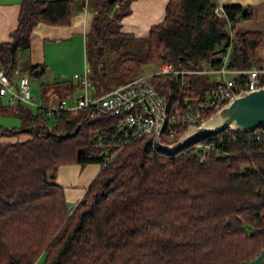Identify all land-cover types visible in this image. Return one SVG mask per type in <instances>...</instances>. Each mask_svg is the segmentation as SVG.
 Here are the masks:
<instances>
[{"label":"trees","instance_id":"16d2710c","mask_svg":"<svg viewBox=\"0 0 264 264\" xmlns=\"http://www.w3.org/2000/svg\"><path fill=\"white\" fill-rule=\"evenodd\" d=\"M91 1L96 12L86 57L98 94L141 76L146 64L171 61L188 70L215 65L213 57L231 43L229 67L261 64L255 51L262 35L233 31L237 21L251 18L250 7L223 6L226 16L219 17L218 0H170L163 22L144 37L146 51L123 53L108 69L105 51L129 36L120 24L134 0ZM21 3L12 40L0 43L8 74L20 53L31 49L38 23L64 26L73 17V0ZM26 71L44 75L45 66ZM148 83L166 99L168 116L185 98L205 102L218 87L211 75L197 73L178 79L156 74ZM41 87L48 100L50 91L77 86L55 80ZM7 103L0 97V113L9 108L21 125H0V136L18 137L0 142V264H38L42 257V264H249L264 251V132L250 140L226 129L178 152H165L148 136L102 145L95 142L97 130L114 128L105 113L82 108L47 115L42 107ZM161 140L172 141L167 130ZM210 140L216 150L199 152L196 145ZM98 162L101 171L70 208L64 187L51 176L60 165Z\"/></svg>","mask_w":264,"mask_h":264},{"label":"built area","instance_id":"2783aa9c","mask_svg":"<svg viewBox=\"0 0 264 264\" xmlns=\"http://www.w3.org/2000/svg\"><path fill=\"white\" fill-rule=\"evenodd\" d=\"M89 0H85V9ZM218 16H226V10L222 5L216 8ZM232 26L231 23H229ZM233 40V39H232ZM230 45L223 48L220 54L213 57L214 62L204 63L200 68L188 70L183 68L181 64L176 65L171 61H165L156 70H153L148 76H140L136 79L123 83L110 89V91L98 94L96 85L93 84L90 76L92 74L91 67L85 66L84 72L74 75V79L78 81L80 96L73 105H69L63 100L57 105L44 104L42 107L46 110L47 115H51L54 110L68 109H88L98 111L111 116L114 120L111 130L108 133H101L98 129L95 142L98 144H115L124 145L130 143L141 136H148L153 142L158 144L157 136L161 133L164 122L163 113L166 116L167 136L172 139L170 144L180 140L182 134L191 126L200 124L207 120L210 112L216 113L221 111L223 106L227 104L237 93L241 91H251L264 86V64L252 65L250 69H240L229 67L231 54ZM206 74L211 75L218 87L212 97L207 101H195L194 103L185 98L182 104L168 116V103L164 97H161L156 88L147 82L144 77H152V75H168L175 79L187 74ZM186 86L183 85L181 93H185ZM0 97L6 99L10 103H26L37 106L35 97L30 87L29 76L22 73L19 67L15 68L12 74H8L6 68L0 61ZM160 105L158 109L156 102ZM37 107V108H39ZM111 127V125H110ZM184 128L180 135L179 130ZM162 132V133H163ZM264 132V128H257L252 132H242L244 137L250 140L259 139L260 134ZM161 133V137H162ZM178 137V138H177ZM163 142V140H162ZM196 148L203 149V152L210 153L216 150L213 140L207 142H199ZM205 160V156L201 158Z\"/></svg>","mask_w":264,"mask_h":264},{"label":"crops","instance_id":"0c3cea01","mask_svg":"<svg viewBox=\"0 0 264 264\" xmlns=\"http://www.w3.org/2000/svg\"><path fill=\"white\" fill-rule=\"evenodd\" d=\"M73 17L71 23L67 25H48L38 23L33 28L31 35V49L24 50L18 57V67L22 73L31 65L44 64L45 74L50 75L53 84L55 80L71 81L77 86L73 90H66L63 96H55V91L48 93V105H57L66 100L70 105V99L73 105L76 102L74 93L80 92L78 81L74 75L83 73L85 66H88L86 57V40L94 18L96 7H92L91 2L85 9V0H73ZM170 0H134L129 5V13L121 19V31L135 38L146 37L150 33L151 26L163 22L166 16V7ZM22 0H0V43L12 40L11 34L17 27L19 13L21 11ZM218 5L234 6L241 5L252 9V16L247 20H239L235 23L234 33L259 32L263 41L256 49L257 61L264 64V0H218ZM91 6V7H90ZM25 55V57H24ZM90 66V65H89ZM36 77L41 75H34ZM30 79V78H29ZM78 84V85H77ZM31 85V83H30ZM42 85L40 84V93L42 97ZM45 86V85H44ZM31 87V86H30ZM32 93L36 94L34 88ZM80 96V95H79ZM61 97V98H60ZM58 98L60 102L55 101ZM5 104L7 100L2 98ZM7 101V102H6ZM10 104V103H9ZM45 104V103H44ZM47 104V103H46ZM8 110L5 114H11ZM20 137V139H26ZM18 137L7 138L0 136V142H12ZM101 163H70L69 165H60L57 169V181L64 187L65 198L70 208L74 207L85 195L90 184L101 171Z\"/></svg>","mask_w":264,"mask_h":264},{"label":"water","instance_id":"95a60500","mask_svg":"<svg viewBox=\"0 0 264 264\" xmlns=\"http://www.w3.org/2000/svg\"><path fill=\"white\" fill-rule=\"evenodd\" d=\"M156 105L160 110V105L156 100ZM164 122L161 133L166 127V116L163 113ZM264 124V86L251 91H241L237 93L221 111L217 112L209 119L200 124L189 127L175 143L165 144L161 140V133L157 136L159 147L165 152H178L198 138L217 135L230 129L233 133L252 132L260 125ZM202 152L203 149H199ZM56 179L57 175L51 176ZM264 251L249 264H261Z\"/></svg>","mask_w":264,"mask_h":264},{"label":"rangeland","instance_id":"374dc122","mask_svg":"<svg viewBox=\"0 0 264 264\" xmlns=\"http://www.w3.org/2000/svg\"><path fill=\"white\" fill-rule=\"evenodd\" d=\"M90 2H92V1L90 0ZM117 9H120V6H117L116 10ZM93 11H94L93 13L96 12V10H93ZM110 48H112V47L110 46ZM146 49H147V44H146L143 37L135 38L133 36H128V37L124 38V40H122V43L117 44L115 48L108 49L107 51H105L104 56H107V57L109 56V59H107V61H106L107 65H108V69L112 68L116 64L117 58L119 57V55H121L123 53H128V52L131 54H136V55L137 54H143L146 51ZM24 57H25V55H24ZM158 67H156L153 64H151V65L146 64L143 67L144 73L141 74V76H148L149 74H151V72H153V70H156V68H158ZM26 73H28V76L30 78V83H31L30 86L32 88H34V91L36 93V94H33V96L35 97L34 100L36 101V104H37V106L36 105L35 106L28 105L27 107L32 109L33 111H36L37 107L44 106V103H48V100L46 98L41 97V93H40L41 91H40V87H39L40 84L46 85L45 83L52 82L53 80H50L51 76L48 74H44V75L36 77L27 71H26ZM144 78H146V80L148 82V78H151V77L149 76V77H144ZM58 88H60V87H58ZM81 93L76 91L74 93V98L77 99ZM64 94H66L65 87L58 90L56 92L55 96L59 97V96H63ZM58 100H59L58 98L55 99V101L60 102ZM73 100L70 99V105L72 104ZM0 125H2L4 128L12 129V127L20 126L21 120L13 112H11V114L0 113ZM42 261H43V257L39 260L38 264H42Z\"/></svg>","mask_w":264,"mask_h":264}]
</instances>
